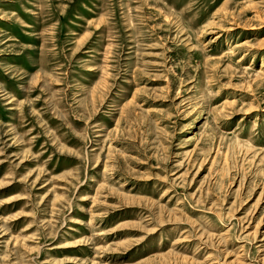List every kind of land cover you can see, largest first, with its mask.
<instances>
[{"label": "rangeland", "instance_id": "rangeland-1", "mask_svg": "<svg viewBox=\"0 0 264 264\" xmlns=\"http://www.w3.org/2000/svg\"><path fill=\"white\" fill-rule=\"evenodd\" d=\"M0 264H264V0H0Z\"/></svg>", "mask_w": 264, "mask_h": 264}]
</instances>
